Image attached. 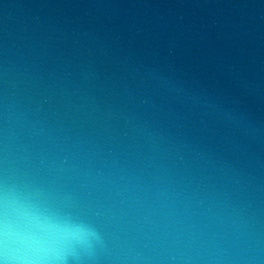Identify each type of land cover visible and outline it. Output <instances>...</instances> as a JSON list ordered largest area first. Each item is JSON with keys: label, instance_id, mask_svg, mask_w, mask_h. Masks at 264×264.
I'll return each mask as SVG.
<instances>
[{"label": "water", "instance_id": "water-1", "mask_svg": "<svg viewBox=\"0 0 264 264\" xmlns=\"http://www.w3.org/2000/svg\"><path fill=\"white\" fill-rule=\"evenodd\" d=\"M4 179L89 264H264V0H0Z\"/></svg>", "mask_w": 264, "mask_h": 264}, {"label": "clouds", "instance_id": "clouds-1", "mask_svg": "<svg viewBox=\"0 0 264 264\" xmlns=\"http://www.w3.org/2000/svg\"><path fill=\"white\" fill-rule=\"evenodd\" d=\"M104 245L73 206L0 180V264H89Z\"/></svg>", "mask_w": 264, "mask_h": 264}]
</instances>
